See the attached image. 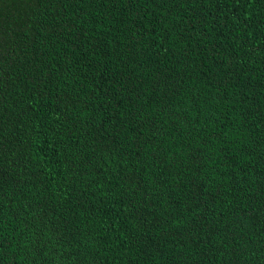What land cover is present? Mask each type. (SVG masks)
I'll return each instance as SVG.
<instances>
[{"label":"trees","instance_id":"1","mask_svg":"<svg viewBox=\"0 0 264 264\" xmlns=\"http://www.w3.org/2000/svg\"><path fill=\"white\" fill-rule=\"evenodd\" d=\"M0 264H264V0H0Z\"/></svg>","mask_w":264,"mask_h":264}]
</instances>
